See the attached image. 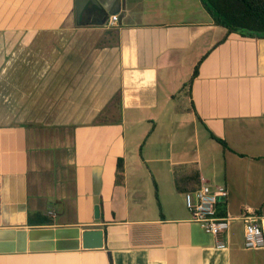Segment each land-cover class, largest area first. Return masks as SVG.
<instances>
[{"label": "crops", "instance_id": "obj_1", "mask_svg": "<svg viewBox=\"0 0 264 264\" xmlns=\"http://www.w3.org/2000/svg\"><path fill=\"white\" fill-rule=\"evenodd\" d=\"M95 1L0 0V264H264L241 219L264 233V39L200 0ZM202 180L218 237L185 204Z\"/></svg>", "mask_w": 264, "mask_h": 264}, {"label": "built area", "instance_id": "obj_2", "mask_svg": "<svg viewBox=\"0 0 264 264\" xmlns=\"http://www.w3.org/2000/svg\"><path fill=\"white\" fill-rule=\"evenodd\" d=\"M118 17L112 16L113 25ZM228 197L225 186H212L202 180L200 186L191 192L185 193V204L191 220L198 223L202 230L213 236H220L230 229L231 219L218 215V205ZM241 219L245 224L244 245L248 249H258L264 246V233L255 215L244 213ZM220 243L218 248H224Z\"/></svg>", "mask_w": 264, "mask_h": 264}, {"label": "trees", "instance_id": "obj_3", "mask_svg": "<svg viewBox=\"0 0 264 264\" xmlns=\"http://www.w3.org/2000/svg\"><path fill=\"white\" fill-rule=\"evenodd\" d=\"M200 2L216 26H221L245 38L264 39V0H200ZM198 72L199 64L193 72L189 85L197 77ZM212 138L216 139L213 135ZM216 140L226 147L224 141ZM117 168L119 171L123 168L121 159ZM180 181L182 180H176L178 187H180ZM184 192L187 193V190ZM218 213L222 215V212Z\"/></svg>", "mask_w": 264, "mask_h": 264}, {"label": "water", "instance_id": "obj_4", "mask_svg": "<svg viewBox=\"0 0 264 264\" xmlns=\"http://www.w3.org/2000/svg\"><path fill=\"white\" fill-rule=\"evenodd\" d=\"M88 2L96 3L95 0H76L78 18H80ZM82 238L85 249H97L103 246V232L101 230H86L83 232Z\"/></svg>", "mask_w": 264, "mask_h": 264}, {"label": "rangeland", "instance_id": "obj_5", "mask_svg": "<svg viewBox=\"0 0 264 264\" xmlns=\"http://www.w3.org/2000/svg\"><path fill=\"white\" fill-rule=\"evenodd\" d=\"M205 133V132H204ZM206 136H207V134H206ZM188 137L190 138V143H191V148L193 149V150H195V147H196V143H195V141H196V137H195V135H194V133H193V126H190V128H189V135H188ZM208 137V136H207ZM200 140H201V138H200Z\"/></svg>", "mask_w": 264, "mask_h": 264}]
</instances>
